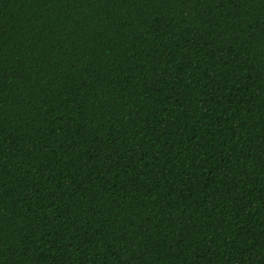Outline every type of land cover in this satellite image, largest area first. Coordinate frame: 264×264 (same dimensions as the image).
<instances>
[{
	"label": "trees",
	"instance_id": "16d2710c",
	"mask_svg": "<svg viewBox=\"0 0 264 264\" xmlns=\"http://www.w3.org/2000/svg\"><path fill=\"white\" fill-rule=\"evenodd\" d=\"M0 264H264V0H0Z\"/></svg>",
	"mask_w": 264,
	"mask_h": 264
}]
</instances>
